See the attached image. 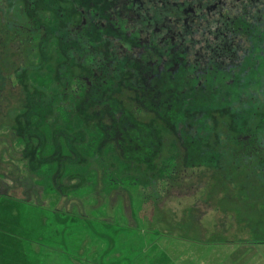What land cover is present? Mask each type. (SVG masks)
<instances>
[{
    "label": "flooded vegetation",
    "instance_id": "af4514ba",
    "mask_svg": "<svg viewBox=\"0 0 264 264\" xmlns=\"http://www.w3.org/2000/svg\"><path fill=\"white\" fill-rule=\"evenodd\" d=\"M181 97L188 109L200 103L220 109L219 119H206L210 133L247 132L238 141L256 142L243 115L264 99V0H0V108L18 103L14 111L30 116L36 135L29 143L38 146L31 158L50 151L43 162L54 167L75 152L82 164L79 121L119 120L111 133L127 135L122 121L133 129L157 124L159 105ZM188 111L176 136L199 133L181 127L192 117ZM152 112V121L141 119ZM197 113L198 121L206 117ZM68 121L76 122V139H68ZM42 124L50 133L43 142ZM13 126L19 133L20 124ZM155 146L144 147L152 158L160 152Z\"/></svg>",
    "mask_w": 264,
    "mask_h": 264
},
{
    "label": "rangeland",
    "instance_id": "374dc122",
    "mask_svg": "<svg viewBox=\"0 0 264 264\" xmlns=\"http://www.w3.org/2000/svg\"><path fill=\"white\" fill-rule=\"evenodd\" d=\"M244 89L248 90L246 87ZM185 98L181 97L178 104H160L157 124L147 123L133 129L134 134L142 136L137 144L143 148L152 146V136L161 134L165 140L163 156L181 151L183 156L187 153L189 158L187 167L184 162L182 164L183 169L187 170L183 171L186 174L182 179H174L168 186L157 184L160 200H150L147 195V198L144 196L140 200L144 206L140 211L132 202L131 208H135L132 210L134 219L129 223L122 203L118 200L115 202L120 204L115 205L109 200L99 201V205H105L102 210L93 209L100 207L97 200H80L75 194H68V197L61 199L54 195L55 202L52 204L53 197L45 195L47 191H43L51 187V184L48 185L51 182L48 175L67 166L59 164L50 168L43 162L45 158L32 159L30 152L38 148L34 146L36 143H29L31 137L36 135L33 121H28L30 116L21 118L18 110L14 111L19 109L18 103L8 105L9 110L6 105H2L0 264H264V176L259 175L261 166L253 168V160H250L245 164L238 163L237 167L229 161L220 162L219 166L222 167H195L196 162H209V157L207 154H199L196 146L189 148L187 142L183 145L179 135L176 136L179 131L176 130L177 125L184 114L181 107L185 106ZM199 101L198 98L195 103ZM39 105L37 103L36 108ZM41 107L44 121L47 111L45 106ZM20 108L23 110L24 106ZM251 110V106L246 107L243 115L245 120L253 118ZM189 111L194 118V129L199 132L207 130L206 125H201L204 120L222 116L220 109L214 113L213 108L205 103L196 104L195 107L191 104ZM197 112L206 113V117L201 121L196 120ZM154 116L156 114L152 112L149 116L141 115V119L147 120ZM221 119L226 124L230 123L225 115ZM16 124H20L19 133L11 130ZM245 134L247 132L236 137ZM87 147L90 150L92 144ZM94 147L98 151L103 150L98 143ZM236 151L231 150V153ZM190 160L194 161L192 165ZM36 183H43L44 187L36 186ZM85 188V184H82L72 192H83ZM36 193L40 197L35 196ZM29 203L36 207L45 205L51 210L64 209L81 219L91 218L89 220L92 221H83L86 227L81 224L72 226L66 218L59 219L43 212H34V207H30ZM135 213L140 216L135 217ZM94 219H113L116 224L130 228L125 231L110 226L105 228L104 225L94 224ZM43 229H49L48 234L51 232V235L43 234ZM56 234L58 238H55ZM53 243L60 245L59 248L46 246Z\"/></svg>",
    "mask_w": 264,
    "mask_h": 264
},
{
    "label": "trees",
    "instance_id": "16d2710c",
    "mask_svg": "<svg viewBox=\"0 0 264 264\" xmlns=\"http://www.w3.org/2000/svg\"><path fill=\"white\" fill-rule=\"evenodd\" d=\"M250 106H252V104H248V107ZM252 107H257L256 110L258 120L254 118L249 119L245 128H250L251 132L255 131L257 133H254V140L256 142H250L249 145H247L246 142H239L238 138L235 136H217L214 135V133H210L209 127H212L213 122H210L209 125V120H204L203 124H201L206 125L207 130L205 129V131L201 133H195V131L190 130V132H187L186 135L179 136V139L184 142L183 145L187 142L189 148L196 146L198 147L199 154H207L209 157V162H196V164H194L195 167L205 165H209L210 167L213 165L222 167L219 166V163H215L217 161H229L237 167L238 163L245 164L246 161L253 160L252 163L250 162L254 165L253 168L261 166L259 175L264 176V100L260 101V103L253 104ZM138 108L142 110L143 105H139ZM188 110L189 109L186 106L181 107L182 112H186ZM58 112H61V110ZM187 113H190V111ZM115 121H79L84 124L81 131H84V134L86 135L82 134V136L79 137L80 147L78 146L79 148L77 150L80 151L82 157H84V162L80 164L78 158L75 157L76 153L70 152L68 153V158L65 159L63 163V165L67 167L60 170L58 169L57 172L54 171L48 175V178L51 181L48 185L51 184V187L44 188L43 191H47L45 195H51L53 197L52 204L55 202L54 195L58 197L57 199H61L68 197V194H75V196H78L80 200L81 198L93 201L97 200V205L100 204L99 201L103 200L106 202L109 200L110 203L114 202V205L120 201L129 223L131 219H134L132 218L133 209L131 208V206L133 207V201L135 202L134 206H136L137 211L143 210L144 206L141 204L140 200H143L144 196L147 198V195L150 200H160L161 196L157 194L158 185L160 183L168 186L174 179H182L183 176H185V172L187 170L186 168L185 170L183 169L184 166H182V164L184 162V165H186L185 167H187L189 158L187 153L185 154V152L182 151L186 157L180 153L181 151L171 152V155H168L167 157L163 156L164 152L162 144L165 140L163 136H158L152 146L156 145L155 147L157 150L159 149L160 152L155 153V156L152 158L148 155L153 153L152 150L144 149L142 146L137 144V142L139 143L141 137H135V135L130 134V130L133 129V127L129 128L130 121H122L123 125L128 127L127 135L111 133V129L119 128L120 123ZM73 125L77 126L76 122L68 121L69 140L73 138L76 139L73 136L76 134L74 133L75 129ZM181 125L183 129H185L188 125H191L192 129H194V118L192 117L188 124L187 121H182ZM217 126L218 125H216V127ZM40 127L42 135L39 134L37 139H39V141L42 140L43 142V140L48 137L50 133L45 134L44 132L46 130V124H42ZM99 128L100 132L98 134ZM258 132L260 134H258ZM185 133L186 132H182V134ZM95 143H98V146L100 145L103 150L97 151L98 149L94 147ZM73 144L74 146H77L75 142ZM88 144H92L90 150L87 147ZM235 146H237V148H235ZM251 146L256 148V151L249 148ZM240 147H245V149H239ZM235 149H237V151L235 153H231V150ZM147 150L148 152H146ZM49 153L50 151H42V153L38 152L36 156L32 155V159L41 160V158H43V154ZM104 154H106V156ZM45 157L46 156H44V158ZM192 162L194 161L192 160ZM162 164L163 167H160ZM251 164L248 163V165ZM65 169H67L66 172L64 171ZM183 171H185L184 174ZM217 171L220 172L219 168H217ZM35 175L38 178L37 180H39L38 175ZM55 176L58 178L56 179ZM76 181H78V183H76ZM82 184H85L86 186L83 192H72L73 190L78 189ZM35 185L43 186V183H36ZM35 196L40 197V194L36 193ZM115 200H118V202H115ZM29 206L34 207V212H43L45 214H49L50 216H57L59 219L66 218L72 226H80L81 224L86 227L87 225L83 221H92L89 220L91 218H86L85 220L83 218L81 219L79 216L65 212L64 209L51 210L45 205L36 207L33 203H29ZM99 206L100 207H93V209L102 210L105 205L103 204ZM134 216L137 217L140 215L135 213ZM94 221H96L93 222L94 224L104 225L105 228L106 226H110V228H119L124 231L125 229L130 228L126 225L120 226L116 224L113 219H94ZM133 228L138 229L137 227ZM48 231L49 229H43L42 233L45 235H51V232L48 234ZM58 237V234H56L55 238ZM46 246L51 248L56 246L59 248L60 245L53 243Z\"/></svg>",
    "mask_w": 264,
    "mask_h": 264
}]
</instances>
